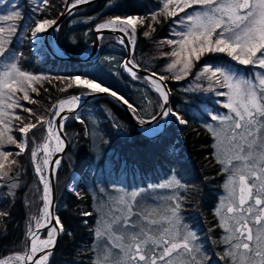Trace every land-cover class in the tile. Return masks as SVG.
Here are the masks:
<instances>
[{"label": "trees", "instance_id": "trees-1", "mask_svg": "<svg viewBox=\"0 0 264 264\" xmlns=\"http://www.w3.org/2000/svg\"><path fill=\"white\" fill-rule=\"evenodd\" d=\"M66 3L67 0H46V3L41 0H0V15L13 11L20 13V18L15 21H0V27L6 29L10 23L16 25L14 33H3L6 43L0 64L16 63L26 73L41 77L26 81L24 89L12 93L13 98L3 104L7 113L4 119L10 124L0 125L3 133L0 151L13 153L4 161L5 170L13 160L18 161V166L7 178L0 179V212L7 213L0 217V260L28 252L29 234L42 217L44 185L36 172L31 152L37 151L46 140L45 122L53 106L69 96L87 92L76 86L68 87L69 81L64 78L79 75L101 83L127 99L140 119L151 120L162 112L161 98L151 84L142 76L133 78L124 70L126 51L114 35L102 37L100 56L93 63L62 61L53 58L44 47L33 50V21L57 19ZM164 3L165 0H97L76 11L61 25L60 47L69 55L80 57L90 50L94 30L99 25L116 17H147L144 26H137L133 62L141 70L168 77L164 81L170 90L171 108L188 123L181 125L172 117L162 135L149 138L136 129L122 108L108 99L89 102L80 113L68 118L64 133L69 145L56 174L55 210L64 230L48 264H94L98 260L95 232L101 227L100 205L108 203L117 188H149L171 176H177L183 185L179 194L180 212L184 223L196 235L203 264H230L228 258H221L227 245L216 212L227 175L217 163L215 139L208 129L213 121L211 117L226 110L222 105L223 97L217 94L225 87H212L211 82L212 90H209L210 73L203 70L205 67L223 68L248 76L251 68L240 65L226 53L206 52L198 61L193 58V66L187 75L180 72L179 64L169 71L168 64L176 58L165 54L178 45L170 46L166 41L179 39L173 33L185 30L186 14H192L197 7L168 16L163 9ZM176 8L177 5L172 4L168 10ZM153 13L160 14L159 22L151 20ZM148 24L155 31H151ZM145 31H150V35L144 36ZM177 75L182 78L175 79ZM25 92L29 100L23 99ZM8 104L18 106L6 107ZM25 108L31 109L32 113L24 111ZM16 116L22 119L17 120ZM38 116H43L45 122L27 133L26 151L16 155L19 149L8 137L21 140L19 128L30 122L36 123ZM89 119L95 120L98 126L99 150L95 148ZM74 179L79 181L71 190ZM85 212L91 215H83Z\"/></svg>", "mask_w": 264, "mask_h": 264}, {"label": "snow or ice", "instance_id": "snow-or-ice-1", "mask_svg": "<svg viewBox=\"0 0 264 264\" xmlns=\"http://www.w3.org/2000/svg\"><path fill=\"white\" fill-rule=\"evenodd\" d=\"M41 2L46 3V0H41ZM88 2L89 0H75L71 7L74 8ZM172 4L177 5V8L169 11V5ZM194 5L202 6L203 11H198L194 15L186 14L185 30L173 33L179 39L166 41L170 46L178 45V48L165 54L176 58L168 64L169 71L179 64L181 65L180 72L187 75L193 66V58L198 61L206 52L226 53L240 65H253L264 70V0H165L163 9L168 16H176L180 12H184L185 8ZM159 15V13H153L151 20L159 22ZM19 18V11L0 15V21H15ZM146 19L147 17L131 15L123 18L116 17L107 24L99 25L97 31L106 27L114 29L118 27L126 36L130 37V43L134 45L137 25L144 26ZM117 22L119 23L117 24ZM56 25L57 21L54 19L38 18L33 21V26H31V36L33 39H37L50 29L58 31L59 29L54 27ZM148 28L155 31L151 24H148ZM6 31L9 34L14 33L16 25L10 23L7 29L0 27V56L5 53L6 40L3 38V33ZM149 35L150 31L144 32V36ZM123 42L122 39L121 43ZM125 67L131 72L133 78H136L134 71L136 66L125 65ZM203 71L204 73L211 72L208 77L209 90H212L211 82L213 77H217V73L222 79L217 78L214 83L229 89L228 93L217 94L228 96V102L224 103L223 107L228 109L231 115L219 117L213 115L211 119L218 121L220 127L209 128L217 142V163L223 165L224 170L229 173L228 180L224 185L228 196L221 201L220 208L217 209L222 227L228 233L224 242L229 245L228 250L223 253L221 258H228L230 264H264V75L258 74V82L254 83L250 80L238 79L220 69L212 70L205 67ZM152 77H157L153 83L156 84V91L162 101L161 116L165 119L169 116L175 117L179 124L186 125L188 121L180 113L166 107L169 93L159 81L166 80L168 77L152 73L147 79L152 80ZM180 78H182L180 75L175 77V79ZM39 79L41 77L26 73L16 63H10L7 69L0 73V125L10 124V121L4 119L7 113L4 110L2 98L5 95L8 96V99L12 98L13 83L19 84L22 90L25 81ZM64 79H68V87L76 86L86 89V94L106 93L126 104L130 110L135 112L134 106L127 99L91 78L77 75ZM5 88L9 90L8 93L4 92ZM66 90L61 89V91ZM33 91L36 89L33 88ZM23 99H30L27 92ZM80 99V96H72L70 99L60 100L58 102L59 110H56V105L53 106L52 119L47 121L45 128L49 137H58L59 135V132L53 133L52 131L53 122L57 118L67 119V116L61 115L64 105H71L72 102ZM15 106L18 105H6V107ZM24 111L32 113L31 109L25 108ZM16 119L21 120L22 118L16 116ZM44 122L45 118L38 116L36 123L24 124L19 128V131L26 137L28 132ZM62 128L63 125L60 124L59 129L62 130ZM2 135L3 133L0 132V136ZM8 140L15 143L19 149L16 155L26 151L24 139L16 141L12 136H9ZM57 143L60 144L62 141L58 139ZM42 147L47 154L48 144L45 143ZM11 155L13 153L0 151V179L7 178L9 173L14 171L15 166H18V161L13 160L5 170L4 161ZM31 156L35 163L37 151L33 150ZM53 163L58 166L60 161L56 160ZM43 164L47 166L48 159L45 158ZM36 171L43 182L45 178L40 165H37ZM173 186L182 187L175 177L167 184L160 185L162 188H172ZM49 193L50 182L44 184V211L47 218L55 219V225L49 230L48 239L41 241L39 249L35 239H31L27 253L17 254L9 260L14 259L23 262V264H27V262L42 264V261H47L51 255L50 251L45 250L54 246L53 234L63 232L64 229L60 219L52 216L48 210L51 203ZM137 195V193H133L130 199L134 200ZM116 204L123 205V207H110L108 218L102 219L101 227L96 229L97 239L104 240L107 244L103 258L98 259L94 264H201L197 256L200 249L194 244L195 233L191 231L185 233L179 227L178 213L181 207L179 198L173 201L171 207L160 219L152 218L153 211L134 212L132 203L123 197L116 201ZM6 215L7 213L0 212V217ZM83 215L88 216L91 213L85 212ZM133 215L138 219L133 220ZM36 226L39 228V221ZM38 251L44 252V255L34 259V255ZM178 258H180L179 261ZM0 264H8V262L0 260Z\"/></svg>", "mask_w": 264, "mask_h": 264}, {"label": "rangeland", "instance_id": "rangeland-1", "mask_svg": "<svg viewBox=\"0 0 264 264\" xmlns=\"http://www.w3.org/2000/svg\"><path fill=\"white\" fill-rule=\"evenodd\" d=\"M192 7H197L194 10V12L192 13V15H194L198 11H203V7L202 6L194 5ZM118 23L119 22H117V24ZM116 29L117 30H120L118 27ZM135 36H136V34H135ZM128 39L130 41V37L129 36H128ZM49 41H50V45L52 44L53 49L56 50L54 48L55 46H54V38H53V36H50L49 37ZM39 43H42V40H40V39H33L31 37V44L33 45V50H37V49L39 50L40 48H42L41 44H39ZM120 43H121V40H120ZM121 44H123V43H121ZM130 47L131 48H134L135 47V43H134V45L130 43ZM244 66H246L248 68H251V70H250L251 72H250V74L248 76H243V75H240V74L235 73V72L227 71V70H225L223 68H217V69H220L221 71H224V72H228V73L236 76V78H238V79H246V80L253 81L254 83L258 82L257 81L258 74L264 75V70L259 69L256 66H253V65H244ZM7 67L8 66H6L4 64H0V73H3L7 69ZM123 68H125V70L127 72H129L126 69V67H125V63L123 64ZM212 70H215V69H212ZM209 73L211 75V72H209ZM129 74L132 75L131 73H129ZM217 78L222 79V77L219 76V73H217V77H213L212 87L214 85H217V84L214 83L215 79H217ZM25 82L23 83V89H24ZM151 87L154 89V87L152 86V84H151ZM18 90H21V86L19 84L13 83V91L11 92V94L12 93H16ZM8 91L9 90L7 88L4 89V92L5 93H8ZM228 92H229V89L225 87V90L223 92H221V93H228ZM11 97L13 98V95H11ZM80 97H83V96H80ZM220 97H223V99H224L222 101V105L224 103H227L228 102V96L227 95H220ZM2 101H3V104H6L9 101L8 96L5 95L2 98ZM224 115H231V113L228 111V109H226L221 114H218L216 116L219 117V116H224ZM170 117L171 116H169L167 119L161 118L155 124H153V125H151V126H149L147 128H143V129H139V130L146 137H149V138L159 137L160 135H162L164 133V130L170 124L171 119H172L171 118L169 120ZM49 118L48 119L51 120L52 119V115ZM168 120H169V123L167 124ZM47 121L45 122V128L47 127ZM89 125H90V130H91L92 138L94 140L95 148L99 150L100 141H99V137H98V135L96 133L98 126H96L95 120H93V119H89ZM64 126H65V123H64ZM219 127H220L219 122L213 120L212 123H210V125L208 126V129L209 128H219ZM52 131H53V133L54 132H57V124H56V121L53 122ZM21 137H22V139H24V141L26 143L25 136L22 133H21ZM56 139L57 140L58 139L61 140L62 143L58 144L57 143V140L55 142L54 140L49 139V136L46 133V140L40 146V148L37 150V157H36V160H35V164H36V167H37V165H40L41 168H42V174L44 175V178H45L44 181L42 182L43 185L45 183H47V176H48L47 168L43 164V160L45 158L48 159V160H50V161L53 160L54 157L56 155H58V153L60 152L61 147L63 146V140H62V138L59 136ZM45 143L48 144L47 154L45 153V151L43 150V147H42ZM214 151H215V156L217 157V142H216V139L214 141ZM221 166L223 168V171L227 175L226 176V179H225V182H224V185H225L226 182H227V180H228L229 173H227L224 170V166L223 165H221ZM57 172H58V170H57ZM57 172H56V174H57ZM173 177H175V179L178 180L177 176H171L170 178H168L167 180L163 181L162 183H160L158 185L150 186L149 188H141V189H134V190H128V189H123V188H117V189H115V192H113L110 201L108 203L103 204V205L101 204L102 206L100 205V207H99L100 208V216H101L100 218H101V220L108 218V213H109L110 207H112V208H115V207H121L122 208L123 207V205L116 204V201H118L121 197H123L125 200H129L132 203V205H133V211L134 212L143 213L145 210L153 211L152 218H154V219H160V217L167 212V209L171 207V205H172V203H173V201L175 199L179 198V200H180L179 194H180V191L182 190V187H180V188H176L175 186H173L172 188H168V187H163L162 188V187H160V185H162V184H167L168 181L171 180ZM73 182H74V185L71 187V190H73L77 186L78 179H74ZM180 184L182 185V183H180ZM133 193H137L138 195L135 197L134 200H131L130 198H131V196H132ZM227 196H228V192L225 189V187H223V193H222V195H221V197L219 199V203H218L217 209L220 208L221 201L224 200ZM44 209H45V201H44ZM44 209H43V213H42L41 219L40 220H37V221H39V225H40L39 228L46 221V214H45ZM180 210H181V207H180ZM180 210H179V213H178V215H179V222H180L179 223V227L185 233L188 232V231L193 232L184 223L183 218H182L183 216L181 215ZM216 212H217V210H216ZM116 214L119 215L120 213H116ZM221 215H223V212H221ZM217 216H218L219 222H220L221 227H222L221 217L219 215H217ZM132 219L133 220H137L138 218H137V216L133 215ZM36 225H37V222L35 223L34 229L29 234V238H28L29 239V243H30L31 236L39 229V228H37ZM49 230L50 229H46V231L45 230L42 231V234L40 236V238L42 240L48 239ZM223 230H224V228H223ZM227 235H228V233L225 232V230H224V240H225V237ZM53 236H54V239H55L57 237V233H54ZM106 244H107V242L104 241V240H97L96 245H95V253H96V256H97L98 259H102L103 258L104 254H105V251H106ZM194 244H195L196 247H198L200 249V247L198 246V243H197V238L195 239ZM226 245H227V248H226V251H227L228 248H229V245L228 244H226ZM28 248H29V245H28ZM197 256H198V259L200 260L201 264H203V261L201 260V256H200V251H199V253H197ZM12 257H14V256H12ZM48 259H49V257H48ZM48 259L43 264H47ZM179 259L180 258H178V261H179ZM4 261H7L8 264H14L16 262H20V261L14 260V259L13 260H9V258L5 259ZM21 264H23V262H21Z\"/></svg>", "mask_w": 264, "mask_h": 264}, {"label": "water", "instance_id": "water-1", "mask_svg": "<svg viewBox=\"0 0 264 264\" xmlns=\"http://www.w3.org/2000/svg\"><path fill=\"white\" fill-rule=\"evenodd\" d=\"M96 1L97 0H89L88 3H83V4H80V5H78V6L73 8V7H71V4H73L72 0H67L65 9H64L62 15L59 17V19L57 21V25L55 26V28H59L63 24V22L66 21L68 19V17H70L76 11H78L80 9H83V8H86V7L90 6V5H92ZM97 28L94 30V37L95 38H94V43L92 45V51L87 56L73 57V56L69 55L68 53L64 52L60 48L59 42L56 39L54 41V44L57 45L61 49V51L64 52V56L63 57L57 56L52 51V48L50 46V42H49L50 34L49 33H47L46 36L44 37L43 45H44L45 49L50 53V55L53 58L61 59L62 61H67V62L69 61V62H75V63H79V64H87V63L95 62L99 58V55H100V39L103 36H105V35H114L117 38H119L120 40L123 39V41H124L123 44H121V43L120 44L123 46V48L126 51V57L127 58H126L125 63H128L129 60L132 61L134 48L130 47V41L128 39V36H126L124 32H122L120 30H113V29H101L100 31H97ZM134 71L136 72V75L142 76L150 84H152V80L153 81L157 80V77H152V80L147 79V77H150L152 75V73H150L149 71L141 70L137 66L135 67ZM160 82L166 87V90L169 93L168 104L166 105V107L171 108V104H170V96H171V94H170V90L168 88V85L166 84V82L164 80L160 81ZM101 98L109 99L110 101H112L115 104H117L120 108H122L124 110V112L126 113V115L129 117V119L132 121V123L134 124V126L136 127L137 130L143 129V128H147V127L155 124L161 118H163L161 116V113H160L157 117H155V119L154 118L151 119V120L140 119L138 116H136L135 112H133L132 110H130L128 108V106L126 104H123L122 102H120L118 100H114L113 97H111L110 95L105 93V94H88V95L84 96V99L82 100V102L79 105V107L77 109L71 111L68 114L67 119L72 114L80 112L81 109L84 107V105H86L87 103L95 101V100H98V99H101ZM56 106H57V104H56ZM171 118H172V116L169 118V120ZM67 119H66V121H67ZM169 120H168L167 124L169 123ZM60 136H61L62 140L65 142V146H64V150L60 153V155L59 154L56 155L54 157V159H53V160H57L59 158L60 163L58 165V168H59V166H60V164L62 162V159H63V157H64V155H65V153H66V151L68 149V145H69L67 137H66V135L64 133V129L61 130ZM58 168H57V170H58ZM57 170H56V172H57ZM51 187H52V209H51V213H52V216L56 217V210H55L56 209V202H57L56 173H55V175L52 176ZM54 223H55V221H54ZM60 236H61V232L58 233V235H57L54 247L50 250L51 253H53V251H54V249H55V247H56V245H57V243H58V241L60 239Z\"/></svg>", "mask_w": 264, "mask_h": 264}, {"label": "bare ground", "instance_id": "bare-ground-1", "mask_svg": "<svg viewBox=\"0 0 264 264\" xmlns=\"http://www.w3.org/2000/svg\"><path fill=\"white\" fill-rule=\"evenodd\" d=\"M63 13V12H62ZM62 13L60 14V16L62 15ZM74 14V13H73ZM72 14V15H73ZM71 15V16H72ZM59 16V17H60ZM59 17L57 18V19H54V20H56V21H58V19H59ZM69 18V17H68ZM65 22V21H64ZM63 22V23H64ZM109 21H107V22H105V24L106 23H108ZM138 26V25H137ZM55 27V26H54ZM60 28H61V26L58 28L59 30H60ZM104 29H113V30H117L116 28L114 29V28H112V27H106V28H104ZM59 30L58 31H56V30H54V29H50L48 32H46V33H44V34H42V35H40L37 39H40V40H42L43 41V39H44V37L46 36V34L47 33H49L50 34V36H53V38H54V41L57 39L58 40V33H59ZM136 31H137V28H136ZM95 38V37H94ZM102 39V38H101ZM100 39V40H101ZM59 42V41H58ZM136 42V41H135ZM94 43V42H93ZM39 44H41V43H39ZM60 45V44H59ZM93 45V44H92ZM51 46V48H52V51L57 55V56H59V57H63L64 56V52L63 51H61V49L57 46V45H55L54 44V48L56 49V50H54L53 49V46H52V44L50 45ZM91 51H92V46H91V48H90V50L88 51V52H86L84 55H82V56H87V55H89L90 53H91ZM100 51H101V48H100ZM48 52V51H47ZM49 53V52H48ZM50 54V53H49ZM100 56V55H99ZM81 57V56H80ZM133 57V56H132ZM127 58V57H126ZM59 60H61V59H59ZM125 61H126V59H125ZM125 61H124V63H125ZM132 61H133V59H132ZM131 60H129L128 61V63H125V65H128V67H132L133 65H134V62H132ZM129 62H131V63H129ZM93 63V62H92ZM123 63V64H124ZM138 67V66H137ZM124 70H125V68H124ZM134 70H135V68H134ZM126 71V70H125ZM127 72V71H126ZM127 73H131L130 71L129 72H127ZM159 83L160 84H162L160 81H159ZM163 85V84H162ZM152 86L154 87V90H156V84L155 83H153V80H152ZM159 94V93H158ZM86 95H88V94H83V95H72V96H83V97H81V99L79 100V101H76V102H72V104L71 105H68V104H66V105H64V109H63V111L61 112V115L62 116H68V114L71 112V111H73V110H75V109H77L78 107H79V105L81 104V102H82V100L84 99V96H86ZM72 96H69V97H67V98H65V99H70ZM112 97V96H111ZM114 98V97H113ZM101 99H105V98H101ZM62 100H64V99H62ZM109 100V99H108ZM114 100H116L115 98H114ZM96 101V100H95ZM114 103V102H113ZM88 104V103H87ZM115 104V103H114ZM171 104V103H170ZM117 105V104H116ZM85 106V105H84ZM118 106V105H117ZM83 109V108H82ZM81 109V110H82ZM56 110H59V104H57V109ZM78 113H80V112H78ZM78 113H76V114H78ZM137 116V115H136ZM129 118V117H128ZM140 118V117H139ZM56 124H57V132H59V135H58V137L60 136V132H61V129H59V125L60 124H62L63 125V128H62V130L64 129V123H65V121L66 120H60L59 118H57L56 120ZM132 122V121H131ZM54 133H56V132H54ZM61 137V136H60ZM57 138V136H51V137H49V139H51V140H54L55 142H56V139ZM64 146H65V142L63 141V146L61 147V149H60V152L58 153L59 155H60V153L64 150ZM63 149V150H62ZM62 150V151H61ZM57 160H59V158L57 159ZM49 161V164L46 166V168H47V172H48V176H47V183H49L50 182V193H49V200L51 201V203H50V206H49V211L51 212V209H52V188H51V181H52V176L53 175H55V173H56V170H57V168H58V166H56V165H54V161H56V160H48ZM78 181H79V179H78ZM74 185V182L70 185L71 187ZM70 187V188H71ZM54 221H55V219H49V218H47V216H46V221H45V223H43L42 225H41V227L31 236V238H30V243H31V239H35V241H36V244H37V248L39 249L40 248V246H41V241H44V240H42L41 238H40V236H41V234H42V231L43 230H45L46 231V229H51V227L53 226V225H55V223H54ZM49 227V228H48ZM61 234H62V232H61ZM54 235V234H53ZM57 235H58V233H57ZM61 237V236H60ZM57 238V237H56ZM56 238H55V240H56ZM30 245V244H29ZM54 246H50L48 249H46L45 251H50L52 248H53ZM28 251H29V248H28ZM42 255H44V252H40V251H38L35 255H34V259H36V258H38L39 256H42ZM51 255H52V253H51ZM51 255H49V259H48V262H49V260H50V257H51ZM45 261H42V264L44 263ZM48 262H47V264H48ZM27 264H31V262H27Z\"/></svg>", "mask_w": 264, "mask_h": 264}]
</instances>
